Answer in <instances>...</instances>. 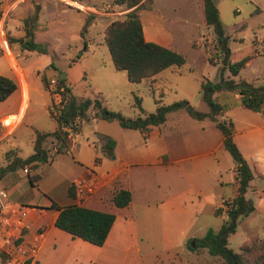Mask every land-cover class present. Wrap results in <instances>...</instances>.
Returning a JSON list of instances; mask_svg holds the SVG:
<instances>
[{
  "label": "rangeland",
  "instance_id": "1",
  "mask_svg": "<svg viewBox=\"0 0 264 264\" xmlns=\"http://www.w3.org/2000/svg\"><path fill=\"white\" fill-rule=\"evenodd\" d=\"M141 2L150 7L137 9L145 38L180 52L185 62L179 67H166L153 77L130 81L125 70L114 67L103 34L109 21L124 17L133 6L117 0H0V11L6 17L5 30L0 31V75L17 78L7 55L14 65L21 66L27 61L34 70L27 78L30 87L29 94L25 93L24 117L14 132L0 139V167L12 161L18 164L19 158L33 151L36 130L56 128L57 120L51 112L55 116L61 106L60 102L52 101L62 96L58 75L61 71L67 72L74 61L81 63L85 74L74 83L68 78L64 81L79 99L98 98L108 108L129 117L153 112L155 97H160L162 103L187 99L196 110H209L202 98L201 84L206 78L219 79L222 54L217 49L212 25L205 22L202 0L138 1ZM214 2L224 34L228 36L230 61L249 54L252 47L264 48V44H253L255 39H264V0ZM28 28L46 52L20 45L16 38L24 37ZM46 59L49 62L45 65ZM76 68L74 72L78 75L79 68ZM223 75L235 80L245 78L254 85L264 83V54L249 59L238 74L233 75L226 68ZM16 92L5 101L0 100V114ZM135 95L141 98L142 109L135 105ZM213 95L222 106L217 118L231 119L233 128L258 119L253 109L239 103V93L235 90L224 88ZM17 104L18 101L13 102L12 109ZM86 113L94 115L93 108L89 107ZM157 126V133L148 134V147L140 130L103 118L85 121L81 132L72 140L75 143L63 151H56L58 141L48 135L44 145L50 149L49 159L40 163L39 173L45 180L57 174L73 175L82 168L76 162L77 157L93 170L109 169L113 159L103 152L99 142V134H108L117 139V154L134 159L123 177L132 193L127 212L132 215L140 243L167 249L168 253L170 247L178 248L183 258L173 264H225L221 256L212 255L199 242L209 228L220 227L227 208L223 200H230L234 195L236 166L224 148L222 132L209 117L195 118L183 108L169 111L164 122ZM67 138L70 142L71 137ZM159 151H165L161 156L164 163L142 162ZM96 155L102 158V163ZM26 167V173L31 172L32 167ZM59 189L64 191L63 186ZM245 195L253 201L254 209L240 217L236 230L228 237L227 245L234 250L250 235L264 236V176L253 177ZM163 198L172 202V206L166 205L159 219L154 209L153 212L146 210V205H155ZM218 205L221 210L217 215ZM193 249L196 253L190 254L189 250ZM32 255L30 248L21 249L14 239L8 249H0V264H28ZM163 255L164 264H172L165 259L167 252ZM143 260V264H153L149 258Z\"/></svg>",
  "mask_w": 264,
  "mask_h": 264
},
{
  "label": "trees",
  "instance_id": "2",
  "mask_svg": "<svg viewBox=\"0 0 264 264\" xmlns=\"http://www.w3.org/2000/svg\"><path fill=\"white\" fill-rule=\"evenodd\" d=\"M139 0H117L120 3H126L128 10L124 17L115 18L109 21L105 28L103 38L107 44L113 65L117 69L125 70L126 76L130 81H140L145 77H153L158 72L169 66H181L185 62V57L178 51H175L157 41L146 39L144 36L142 21L137 9L141 6L146 7ZM203 12L206 24L213 27L217 49L220 50L221 67L218 80L204 79L202 81V98L208 104V111L196 110L187 99H180L172 103H162L161 98L155 97L156 108L153 112L146 113L144 116L129 117L118 110H112L104 105L98 98L85 97L77 98L71 92V88L65 85V93L62 92L60 99V109L57 114L51 115L57 120V126L52 131L36 130L33 142V152L25 158H19L18 164L14 161L0 167V175L10 168L17 165L24 166L30 164L36 167L38 163L46 162L49 159L48 148L44 142L48 135L58 141L56 151H63L68 143L67 132L64 130V124L76 114L83 117L87 116L86 110L92 107L95 115L106 120H116L123 127L147 129L150 124H160L166 119L169 111L183 108L195 118L209 117L222 132V142L224 148L230 153L236 166L235 179L238 183L237 193L230 200H223L227 205L226 216L222 220L217 230L209 228L199 242L207 247L212 255H219L224 259L225 264H264V236L250 235L245 238L237 250L227 245L228 237L236 230L240 217L247 215L254 209L253 201L246 197L245 193L253 178L252 170L245 157L239 150L233 139V123L231 119H218L217 113L221 110V103L214 98V92L220 89L235 90L240 95V104L253 110H261L264 105V83L254 85L245 78L235 80L233 77H224L223 70L228 69L231 74L236 75L246 62L252 57L251 54H245L241 58L230 61V47L228 45V36L224 34V29L220 21L219 11L214 0H202ZM23 48L46 52L35 40L32 29L25 30L24 37L16 38ZM218 53V52H217ZM210 60L214 62L213 56ZM66 77L59 79L61 83L65 82ZM47 86V81L44 80ZM17 87L16 81L8 76L0 75V100L5 99ZM135 105L141 108V98L135 95ZM264 113V110H262ZM114 141L107 140V153L111 154ZM263 176L264 174H259ZM39 173L29 175L33 183ZM68 194L75 196V186L71 182L68 186ZM132 194L128 188L119 187L115 189L112 200L116 206H124L131 200ZM51 207L58 209L55 218V225L61 229L70 232L74 236H79L92 243L101 245L106 239L108 232L114 222L115 214L111 211H104L87 207L76 202L66 205H60L53 201ZM221 206L215 209L218 214ZM23 232V230H22ZM22 239L18 236L15 241ZM196 240V239H195ZM191 246V245H190ZM191 246V248L195 247ZM91 264H105L101 262H92Z\"/></svg>",
  "mask_w": 264,
  "mask_h": 264
},
{
  "label": "crops",
  "instance_id": "3",
  "mask_svg": "<svg viewBox=\"0 0 264 264\" xmlns=\"http://www.w3.org/2000/svg\"><path fill=\"white\" fill-rule=\"evenodd\" d=\"M4 14L3 11H0V31L5 30L4 25L6 23V17ZM260 43L264 44V39H255L253 42L254 45ZM4 48L7 51L9 49L8 44ZM248 53L251 54V58H253L254 56L264 54V48L252 47L251 51ZM44 54L45 53H41V55ZM7 59L10 64L14 66L17 75V78H15L17 87L12 93L15 91L17 92L13 98H10L12 99L11 102L1 109L0 126L3 131L0 133V139H4L7 134L14 132L24 117L26 108L25 93L28 92L29 94L30 87L27 78L31 75L33 70L32 65L26 63L27 61H23L21 66H19L14 65L8 55ZM34 59L37 60V56H34ZM48 62L49 59H46L44 64L46 65ZM247 63L248 61L246 64ZM76 67L79 68L78 75H75L74 72V68ZM83 72L85 74L81 63L79 61H74L68 71L65 72V77L66 79L68 78L71 83H74L77 79L81 78ZM50 80L53 82V78ZM63 84L64 87L67 85L65 82H63L62 85ZM56 92L58 93L59 91H55V93ZM5 99L3 100L5 101ZM60 99L61 96L59 95L58 100L52 98V101L57 102ZM16 101H18V104L15 109H12L13 107L11 104ZM262 110H264V105L261 110H253L254 113L258 115L256 121L248 122L244 126L234 127L233 131V139L248 162L253 177L264 174V113ZM15 116L17 118H9ZM96 118L100 117L95 115V113L94 115H87L77 132L71 136L70 142L68 139V143L63 150L69 149L70 145L75 143L72 140L81 132L85 121L89 123L90 120ZM157 125L150 124L147 129H138L144 135L143 143L145 147H148V134H150L151 131L155 133L158 132ZM99 135V142L103 148V152L113 159V161L109 162V169L102 171L93 170V167H90L83 159L77 157L76 162L80 164L82 168L73 175L57 174L45 180L43 178L44 176H42L38 170L40 163H38L36 167L31 166V172L29 173L23 171V166L17 165L0 175V249H8L12 241L18 236H21L22 239L17 242L21 249L26 250L31 248L32 245H36L35 252L30 257V260H28V264H91L92 262H101L105 264H143L144 258H149L153 264H164V252L168 254V256L165 257L168 261L167 263L171 262L173 264L175 261H180V259L183 258L179 255L180 251L178 248L170 247V252L168 253L167 249H158L157 247L146 246L140 243L141 240L138 235L137 227L134 221L132 222V215L127 212L131 205V200L128 204L121 207L116 206L112 200L115 189L124 187L130 190L123 174L127 167L134 162V159H127V157L123 158L116 153V138L108 134ZM109 138L114 141L111 154L107 153L108 148L106 143ZM49 151L50 149L48 148V153ZM164 152L165 151H159L155 154H151L149 159L146 158L142 162L151 164L164 163L163 160H161V156ZM113 153L114 156H112ZM95 158L100 159L98 161L102 163V158L97 155ZM165 162L167 163L168 161ZM26 165L30 164H25L24 166ZM34 173H39L40 176L32 183L29 179V175ZM235 175L236 172L234 174V179ZM86 176H95L98 180L97 187L94 192L87 194L83 199L77 201L68 194V186L76 178ZM237 185L238 183L235 179L234 195L237 193ZM61 186H63L64 191H61V189L58 190V187L60 188ZM3 191L6 193L5 196L1 195ZM45 194H48V196ZM53 201L60 205L76 202L87 207L113 212L115 214V219L104 242L98 245L79 236H74L70 232L56 226L55 218L58 209L51 207L50 204ZM166 205L172 206V202L169 203L167 199L163 198L155 205L147 204L146 210H151L153 212L154 209V212L158 213V218L160 219L163 211L162 209H164ZM196 251L197 250L194 249L189 250L190 254L196 253Z\"/></svg>",
  "mask_w": 264,
  "mask_h": 264
},
{
  "label": "built area",
  "instance_id": "4",
  "mask_svg": "<svg viewBox=\"0 0 264 264\" xmlns=\"http://www.w3.org/2000/svg\"><path fill=\"white\" fill-rule=\"evenodd\" d=\"M4 46H5V44H4ZM6 46H7V43H6ZM58 89L61 92L65 91V87L63 85L59 86ZM57 102H60V100L57 101ZM82 120H83V116H81L80 114H76L74 117L70 118L64 124L63 128L67 132V137H71L77 132V130L80 128V123H81ZM23 171L24 172L27 171V167L26 166L23 167ZM73 184L75 186V196H74V198L77 201H80L87 194H90V193L94 192V190L97 187L98 181H97L95 176H89V177L76 178L74 180ZM1 195L5 196L6 193L3 191V192H1ZM30 249H31V252L33 254L35 252L36 245H32Z\"/></svg>",
  "mask_w": 264,
  "mask_h": 264
},
{
  "label": "water",
  "instance_id": "5",
  "mask_svg": "<svg viewBox=\"0 0 264 264\" xmlns=\"http://www.w3.org/2000/svg\"><path fill=\"white\" fill-rule=\"evenodd\" d=\"M58 76H59V78H62V76H65V72L61 71V73Z\"/></svg>",
  "mask_w": 264,
  "mask_h": 264
}]
</instances>
